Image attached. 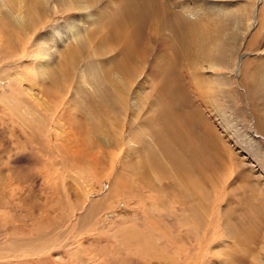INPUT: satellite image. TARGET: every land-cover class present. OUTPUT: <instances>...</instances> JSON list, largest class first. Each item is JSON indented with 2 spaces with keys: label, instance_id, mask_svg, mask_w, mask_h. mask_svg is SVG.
I'll list each match as a JSON object with an SVG mask.
<instances>
[{
  "label": "rangeland",
  "instance_id": "rangeland-1",
  "mask_svg": "<svg viewBox=\"0 0 264 264\" xmlns=\"http://www.w3.org/2000/svg\"><path fill=\"white\" fill-rule=\"evenodd\" d=\"M6 1L7 3H13L15 8L24 6L23 2H21L23 0ZM49 2L51 8H56L59 11L73 2H83L87 6L90 3V6L93 7V10L91 9L90 11H95L93 13H96V9L101 11L106 6L109 9L110 7H115L113 5L116 0H49ZM94 2L99 3L95 4ZM163 4L171 13L180 14L185 20L191 21L193 25L198 21H203L204 25H206V30L210 31L213 36L219 34L220 42L215 43V47H218L220 43V48L216 52L214 64H211L216 71L210 68L211 65L206 59H201L202 61L200 60V63H198V66L204 71L209 81L214 82L212 85L215 89L212 88L214 91L212 92L213 96L208 98L210 99L208 108L204 105L206 111L201 113L200 116L202 117L201 119L207 121L222 139L224 138V140L228 141L225 145L228 147L229 152L235 156L233 167L229 169L232 174L229 186H232L231 188H240L243 186V181L244 184L254 190L256 189L260 194L256 195L257 193L254 191L256 199L254 198L255 203L251 212L243 214L250 216L254 212L256 213L253 223L254 229H260L259 235L261 236L256 241L257 244L260 242V245L252 244L253 247L256 245L255 249L257 250L252 261L256 259L258 264H264V103L260 96L255 99H253L254 97L252 98L246 83L243 81L250 82L251 78L247 79L249 76L247 75V70L243 72L238 67L240 64L243 65V63L249 62L255 65V68H259L258 71L264 74V0H163ZM58 10H53V13ZM68 12H60L56 15L49 12L51 14L48 16L52 20L49 19L48 27L45 26L43 30L37 31L36 34L31 33V30L27 29V31L24 30L23 35L16 36H19L17 38L23 36L24 39L23 37L21 38L24 41L34 38L35 44H39L41 40L50 38L48 34L59 29L60 36L69 34L71 38L69 43L78 45L85 38L82 33L93 32L104 44H110L114 47L115 56L118 59L127 61L132 64L134 69H138L140 78L146 84L159 83L162 86L165 85L167 76L164 72V67L166 58L169 56L166 43L171 41L169 38L171 34L169 36L164 35L162 39L149 38L147 42L143 40L132 42L124 35L119 43H111L106 38V41L103 40L100 32L95 30L96 26L90 27L91 29L83 28L85 24L82 23V12ZM23 20L25 19L23 18ZM24 26L28 28L26 22ZM103 35L108 36L107 33ZM113 35L114 33L112 32L109 37ZM132 35H135V33ZM56 38L57 36L51 38L49 42L52 53L55 52L54 49L57 47ZM16 46L22 47L24 51V44L17 43ZM32 47L33 45L29 49L31 50ZM46 47L44 50H46ZM36 59L39 61V57ZM91 59L92 57H90L89 62L82 64L80 72H74L72 79L65 78L63 80L64 87L62 85L61 87L66 90L64 105L61 101L62 95L52 91L45 83V80L51 76V71L40 75L36 73V69L24 71L19 66V63L17 66L12 65L11 63H14L13 60L6 62L5 60H0V264L171 263H152V256L156 252H161L166 257L174 258L176 261H178L177 252L183 254L182 262L179 264H203L204 260L208 263L209 261L207 260L209 259V264L237 263L242 256L246 255L245 253L240 255L239 252L240 256L234 255L232 259L229 256V246L235 245L234 248L241 246L245 239L244 234L240 231L233 233L230 229H227V236L230 239L226 238L224 240L218 234L221 228L217 232L215 231L217 227L223 225L222 221H220L219 226L211 223L210 227L213 226L212 229L205 227V230L208 229L210 234L207 236L205 234L206 231H202L200 235L202 243L197 240L194 241L192 236L191 238L186 237L189 236L186 233L183 237L185 227L175 222L178 225L175 228L180 230V232L178 231V234L181 235L180 238L185 239L187 243L185 242L182 247L179 245L175 246L169 239L171 241L170 244L158 245L157 239L160 234L156 230L152 233L151 228L154 220H149L151 224L148 222L144 223L141 220L145 215H149L147 211L154 215L158 207L154 201L151 202L152 200H149L147 202L141 195L147 190L141 188V186L143 187L142 181L137 177L138 171L143 170L138 162H131L132 167L138 170L137 172L126 170L122 177L127 183L129 180L133 182L135 192L133 191L131 195H128L131 198L127 199V202H130L129 204H124L122 201L112 203L109 197V184L106 181L103 182L102 189H99L97 185L100 184L101 180L98 177L107 175L110 166L115 163L114 161L120 160L125 153L123 151L118 152L115 149L117 144L115 141L110 146L106 145L103 139L97 141V138L92 136L90 133V120L97 126H99V122L96 116L91 113L90 102L94 101L99 104L102 110L112 117L106 121L110 123V126L117 128L115 132H119L120 127L127 126L125 135L128 137V130L140 132L144 131L145 128L142 124L132 119L131 112L133 111L131 109L127 114L128 118H126L124 110L120 111L111 107L109 111L108 103H106L105 99L103 101L93 99L94 88L89 83L88 77L93 76L99 86L102 84L101 80L110 81L114 76H105L104 72L101 74ZM31 60H33L32 57ZM42 62L40 61L38 64H42ZM183 66L187 68L184 63H181L180 67ZM19 67L22 74H24V78L18 76L17 73L14 74L11 70L12 68L19 70ZM5 68H10V70L6 72ZM186 68L181 69V73L183 78L187 80L188 74H184L188 72ZM252 69L255 71L254 68ZM252 69L251 71H253ZM1 70H3L4 74ZM212 73H218L219 75L213 77ZM18 79L24 89V99L32 107H28L27 103H19V100L14 98L17 92L13 91L14 88L9 87V85ZM145 83H140L139 81L136 86L145 85ZM74 97L82 101L81 107L70 105V100ZM162 102V108L174 113L175 117H179L177 121L180 125L185 129L188 128L185 118L175 113L174 108L169 107L164 97H162ZM193 104L199 103L194 101ZM18 108H25L22 115L32 122L31 128L13 122L14 119L10 113L14 112L9 109H14L17 113H20ZM64 111L72 115L73 119L69 120L67 116V118H65V115L62 116ZM190 111L188 110L186 114H190ZM35 114L38 117L40 114L42 116L39 117L43 125L41 128L37 126L35 118L38 117H35ZM257 116L261 118V124L257 122ZM142 117L146 118L147 115L144 113L140 119ZM74 118L78 119L75 120ZM162 119L174 125L168 117L163 116ZM220 122H223L224 126ZM80 125L86 128V130L84 128L83 134L79 132ZM93 126L95 125L93 124ZM198 128H201V126L196 127L195 125L194 134H196L195 132ZM185 129L183 135L187 136ZM178 135L176 134L175 136ZM122 139L124 138L122 137ZM132 139L134 140L136 137H132ZM187 139L188 137L186 141ZM191 142H193L192 137ZM125 149L127 148L125 147ZM80 151L86 155L83 164H80L77 158H73L77 157ZM95 151L98 153L101 151V157L103 158H106L109 152H112L113 155L111 160L107 162L110 166L107 165L108 167L98 171V173L95 169L94 173H92L90 165H88L89 162H92ZM177 164L182 168L180 163ZM169 169L172 172L171 167ZM244 175L248 176L249 180L242 179ZM95 176L97 177L96 179ZM139 189L141 194L138 195V198L140 197L144 200L139 198L140 202H137L136 192ZM164 190L169 203H172L171 205L178 202L179 204L185 203L186 208L190 207V199L186 190L182 187L178 190L175 186L166 184ZM165 193L161 190L159 198L154 200H163ZM122 197L123 195L120 199ZM84 200H87V202L83 203ZM90 201L100 202L101 206V208L93 212L92 216H89L88 213ZM161 215L167 216L165 213ZM84 216L88 218L87 221L77 226L79 218ZM126 219H129L128 222L130 224L127 221L124 222ZM140 222L144 227L139 226L141 225ZM239 223L240 226L244 225V221H239ZM159 224L161 225L160 227L165 229H162L163 234H168L169 236L168 232H170V229L168 227L165 228L166 222H159ZM129 228H135V231L140 233L147 231L148 235L141 234L139 238L140 240H152L151 248L147 249L148 247H145V249H142L134 245L130 246V238L122 233L124 230H130ZM176 229H173L174 231L171 230V232L173 231L170 235L171 237H177L175 234ZM229 231L232 233L231 236L228 235ZM134 239L136 237L130 239V242ZM209 240H212V247H210L212 248L211 250L214 249V253H210V257L205 254L202 256L199 251L197 252V247H202L205 250V244ZM10 243L11 248L9 246ZM222 244L227 247L225 249L218 248ZM191 252L192 258L189 257ZM37 253L42 254L33 257ZM225 256L226 258L224 259ZM187 258L188 261L186 263L185 259Z\"/></svg>",
  "mask_w": 264,
  "mask_h": 264
},
{
  "label": "bare ground",
  "instance_id": "bare-ground-1",
  "mask_svg": "<svg viewBox=\"0 0 264 264\" xmlns=\"http://www.w3.org/2000/svg\"><path fill=\"white\" fill-rule=\"evenodd\" d=\"M21 2H23L24 6L15 8L13 7V3L0 0V60H5V62L13 60L14 63L10 62L12 65L17 66L19 63V66L24 71L36 69V73L40 75L51 71V76L45 80V83L52 91L62 95L61 101L64 105L66 90L61 87V85L64 87L63 80L65 78L72 79L74 72H80L82 70V64L84 62H89L90 57H92L91 60L101 74L104 72L105 76H114L110 81L101 80L102 84L99 86L93 76L88 77L89 83L94 88V93L92 94L93 99H100L102 101L105 99L106 103H108L109 111L111 107L120 111L124 110L126 112V118H128L127 114L131 109L133 111L131 112L133 116L132 119L142 124L145 128L144 131L140 132L128 130V137L125 135L127 126L120 127L118 130L119 132H115L117 128L112 125L110 126V123L106 121L112 117L103 111L99 104L94 101L90 102L89 107L91 113L96 116L99 122V126H97L90 120V133L92 136L96 137L97 141L103 139L104 143L110 146H112L113 141H115L117 143L115 149L118 152L123 151L125 153L120 160L114 161L115 163L113 166H110L107 162L111 160L113 156L112 152H109V155L103 158L101 157V151L99 153L95 151L92 162L88 164L90 165L91 172L94 173L96 170L98 173V171L110 166L107 175L98 177L101 180L100 184L97 185L99 189H102L103 182L106 181L109 184L108 189H110L109 197L111 198V202L117 203L118 201H122L124 204H129L130 202H127V199L130 198L128 195H131L134 191L133 182L129 180L127 183L122 177L126 170H134L137 172L138 170L132 167L131 162H138L143 170L138 171L137 177L142 181L143 187L141 186V188L143 190L146 189L148 192L146 191L141 194L139 189L138 192H136L137 198L138 195L141 194L147 202L152 200L151 202L154 201L158 207L157 212H154L156 209L153 210L154 215L147 211L149 215H145L141 220L144 223H150V219L154 220L151 228L152 233L156 230L160 234L157 239L158 245L163 246L165 243L170 244L172 241L175 246L179 245L182 247L185 245V242L187 243L185 239L180 238L181 235L178 234L180 230L175 228V226L178 227L176 224H181L185 227L183 237L186 233L189 235L186 237L191 238L192 236L194 241L197 240L202 243L200 235L202 231L205 230V227L209 228L211 223H213V225L215 224V226H219L220 221H222L223 225L217 227L215 230L217 232V230L221 228L220 232H218L221 238L224 240L229 238L227 236V229H230L233 233L240 231L245 237L241 246L237 248H234L235 245L232 247L229 246V256L232 259L234 255L240 256L243 253L246 255L242 256V258L234 264H258L256 259L252 261V258H254L257 252L255 246L260 243L258 242L257 244L256 241L261 236L259 235L260 229H254L253 223L256 213H253L254 216L253 214L245 216L243 213L251 212L255 203V193H257L256 195L259 193L256 189L254 190L244 184L242 179L249 180V177L246 175L241 179L243 183L242 187L231 188L232 186H229V180L232 177L231 170L229 169L233 167L235 156L229 152L228 147L225 145L228 141L224 140V138L222 139V137L210 127L207 121L201 119L202 117L200 116L201 113L206 111L204 105L208 108L210 101L208 98L213 96L212 92L215 89L212 85L214 82L209 81L204 71L198 66V63H200L201 59H206L210 65L214 64L216 52H218L220 48V43L218 47H215V43L220 42L219 34L213 36L210 31L206 30V25H204L203 21H198L193 25L191 21L185 20L180 14L171 13L163 4V0H116L113 5L115 7H110L109 9V7L106 6L105 8L103 7L104 9L102 8L103 10L101 11L96 9V13H93L95 11H90L93 8L90 6V3L87 6L83 2H73L68 7L62 8L59 11L49 6V0H23ZM94 3L97 4L99 2ZM53 10L58 11L53 13ZM68 11L82 12V23L85 24L83 28L88 29L96 26L95 30L100 32L103 40L106 41L107 39L111 43H119L124 35L132 42H138L139 40L147 42L149 38L162 39L164 35L169 36V34H171V37H169L171 41L166 43L169 56L166 58L164 67V72L167 76L165 85L162 86L159 83H153L152 85L146 84L144 80L140 78L138 69H134L131 63L118 59L115 56L114 47L110 44H104L93 32L86 31V34L82 33L85 38L83 42L81 44L78 43V45L69 43V40H71L69 34L67 36H60L59 29L48 34L50 38L41 40L39 44H35L34 38L26 41L22 40L21 37L23 36L17 38L19 36L16 35H23L24 30L27 31V29L31 30V33L33 32L34 34L41 29L43 30V28L50 23L49 14L52 13L56 15L60 12L69 13ZM23 18L25 20H23ZM25 22L28 28H25ZM112 32L114 35L109 37ZM104 33H107L108 36H104ZM133 33H135V35H132ZM56 36L57 38L55 40L57 47L54 49L55 52L52 53L53 51L51 52V44H49V42L51 38ZM17 43L25 45L24 51L22 47L16 46ZM31 45H33V47L30 50L29 47ZM45 47L46 50H44ZM31 57L33 60H31ZM38 57L39 61L36 59ZM40 61H43L42 64H38ZM181 63H184L187 68L185 66L180 67ZM20 67L19 70L14 68L11 70L14 74L17 73L18 76L24 78V74H22ZM238 67H240V71L242 70L245 72V70H247V75H249L247 79L251 78L250 82L246 80L243 81L246 83V87L249 89L252 98L254 97L253 99H255L260 96L264 103V74L258 71L259 68H255V65L249 62L243 63V65L240 64ZM183 68H186L188 71L184 73L188 74L187 80L183 78V74L181 73V69ZM210 68L216 71L213 65H211ZM252 68H254L255 71ZM251 69L253 71H251ZM4 70L7 72L10 68H5ZM1 71L3 72V70ZM212 74L213 77L219 75L218 73ZM139 81L140 83H145V85L136 86V83ZM20 82L21 81L18 79L9 85V87L14 88L13 91L17 92L14 98L19 100V103H27L28 107H32V105L24 99L25 93L23 92L24 89L21 87ZM212 88L214 90H212ZM162 97L167 100L170 108H174L176 111L175 113L185 118V123L188 128L185 129L180 125L177 121L179 117H175L174 113L168 112L162 108ZM194 101H197L199 104H193ZM70 105L81 107L82 101L74 97L70 100ZM24 109L25 108H18V112L20 113H17L14 109L9 110L15 113H10L13 116L14 123L31 128L32 122L22 115ZM188 110H191L190 114H186ZM144 113L147 117H142L140 119L141 115ZM40 115L39 117H42ZM64 115L65 118L68 117L69 120L73 119V116L69 115L67 111H64L62 116ZM36 116L35 114V117ZM163 116L168 117L174 125L162 119ZM39 117L35 119L37 121V126L41 128L43 125ZM74 119L77 120L78 118ZM256 120H258L257 122L259 124L262 123L261 118L258 117ZM93 124L95 126H93ZM220 124L222 125L223 122H220ZM195 125L196 127L199 125L201 126V128H198L195 132L197 135L193 133ZM44 127L46 128V126ZM84 128L83 125H80L79 132L81 134H83ZM184 129L187 136L183 135ZM176 134L179 135L175 136ZM122 137L124 139H122ZM132 137H136V139L133 140ZM187 137L188 139L186 141ZM191 137L193 138V142H191ZM125 147L127 149H125ZM73 158H77L78 162L83 164L86 155L80 151L78 156ZM177 163H180L182 168H180ZM169 167H171L172 172H170ZM96 178L95 176V179ZM120 179L122 180L120 181ZM166 184H171L178 190L181 187L186 190L190 199V207L186 208L185 203L179 204L178 202L171 205L172 203H169V199L166 198V191L164 190ZM161 190L165 193L164 199L162 198L163 200L161 201L154 200L159 198V192ZM122 195L123 197L120 199ZM139 198L136 200L137 202H140ZM85 202H87V200L83 201V203ZM212 202L214 203L213 205ZM119 205H121V203H119ZM99 208H101L100 202L96 203L90 201V208L88 210L89 216H92L93 212L97 211ZM162 213H165L167 216L161 215ZM87 219L88 218L85 216L79 218L77 226L84 224ZM125 221L128 222L129 219L124 220V222ZM239 221H244V225L240 226ZM159 222H166L167 226L165 225V228L168 227L170 229V232H168L169 236L168 234H163V228L160 227L161 225ZM139 226L144 227L142 224ZM212 227L210 228L212 229ZM129 229L130 230L122 231V233L130 239L136 237L132 242H130L129 239V243H131L130 246L134 245L142 249H145V247H148L147 249L151 248L152 240H140L139 238L141 234L148 235L147 231L140 233L136 232L135 228ZM173 229H176L175 234L177 237L170 236L174 231ZM171 230L173 231L171 232ZM205 231V234L208 236L210 231L208 229ZM231 232H228L229 236L232 235ZM169 239H171V241ZM126 242L128 245V240ZM211 243L212 240H209V242L205 244V250L202 247H197V252L199 251L202 256L205 254L207 257H210V253H214V249L211 250ZM253 243L256 244L254 247L252 245ZM9 246L11 248V243ZM226 247L227 246L223 244L218 246V248L221 249H225ZM192 252L189 257L192 256ZM41 254L42 253H37L33 255V257ZM177 254L178 261L174 260V258L166 257L161 252H156L152 256V263L171 262L170 264H179L182 262L183 254L179 252H177ZM225 258L226 256L224 259ZM187 261L188 258L185 259L186 263ZM207 261L210 262V259ZM209 262L207 263L206 260H204L203 264H209Z\"/></svg>",
  "mask_w": 264,
  "mask_h": 264
}]
</instances>
